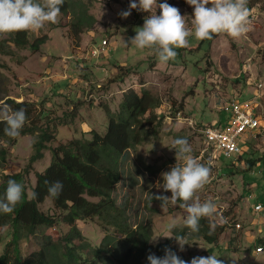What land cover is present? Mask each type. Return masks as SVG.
Masks as SVG:
<instances>
[{"label": "rangeland", "instance_id": "rangeland-1", "mask_svg": "<svg viewBox=\"0 0 264 264\" xmlns=\"http://www.w3.org/2000/svg\"><path fill=\"white\" fill-rule=\"evenodd\" d=\"M86 2L96 23L81 40L70 32V16L59 15L56 23L45 22L43 27L30 30L28 47L19 48L11 42L12 54H0V104L9 98L31 103L39 126L35 133L22 135L16 145H9L11 150L0 170V180L3 174L18 173L28 165L42 128L48 125L57 137L48 142L45 156L34 163L30 174L33 183L36 172L51 164L52 147L73 138L90 140L93 130L105 133L108 118L100 105L117 112L122 94L133 90L140 95L147 91L159 100L161 105L154 114L163 118L149 128L141 145L127 152L121 162L123 178L113 192L117 203L124 195L127 197L130 224L134 228L148 225L154 247L171 242L177 254L189 262L194 256L215 253L224 264H264V251H257L264 246V209L254 212L256 205L264 207V161L246 173L251 160L264 158V133L256 137L247 133L243 137L241 160L213 158L210 180L196 193L201 202L210 198L217 204L218 215L211 218L213 229L226 217L229 221L231 227L219 233L218 244L211 245L204 238L188 234L184 239L189 244L181 252L175 235L186 228L187 213L179 207L183 201L178 200L175 205L169 202L164 209L158 203L147 205L150 195L165 194L155 185L163 182L161 173L177 162L176 150L171 149L176 138L186 137L192 148L190 155L206 162L212 158L213 148L207 147L202 130L230 116L227 108L231 99L238 97L242 103H255L264 119V0H248V31L242 36L232 38L221 33L213 34L210 40H198L193 34L188 37V46L175 49L176 58L168 62H160L154 48L139 49L130 44L135 29L143 25L150 12L132 9L129 17L121 18L118 13L128 10L131 0ZM164 2L178 7L187 27H192L193 6L186 0H157L158 4ZM155 11L157 15L161 13L159 7H153ZM42 38L46 43L33 49L32 44ZM104 40L109 41L107 52L100 59L88 57L92 45H101ZM257 84H263L262 91ZM43 112L50 114L51 119L41 118ZM166 195L170 197L171 192ZM40 209L56 217L61 215L51 200ZM173 220L177 228L169 231ZM98 223L97 219L77 221L84 240L95 247L106 235ZM68 231L62 220L54 228H43L19 242L21 253L28 256L39 250L43 234L51 235L57 243ZM12 239L11 226L0 229V254L13 251L14 247H9Z\"/></svg>", "mask_w": 264, "mask_h": 264}, {"label": "trees", "instance_id": "trees-1", "mask_svg": "<svg viewBox=\"0 0 264 264\" xmlns=\"http://www.w3.org/2000/svg\"><path fill=\"white\" fill-rule=\"evenodd\" d=\"M112 1L119 3V0ZM90 9L86 0H65L61 7L59 15L70 16V32L78 40L96 23ZM6 35L9 36L8 39L5 38ZM11 42L19 48L28 47L31 44L30 30L0 33V54H12ZM44 43L45 38L38 39L32 44V48L39 49ZM128 71L130 70L126 72ZM6 104L13 110H26L27 119L20 136L38 130L36 110L31 103H19L9 98ZM160 105L159 100L149 92L142 91L139 95L133 90L122 94L117 112H111L106 106L100 105V109L105 111L108 118L105 133L100 134L93 130L90 132V140L73 138L67 143L52 147L51 164L45 170L36 172V180L33 183L30 174L34 163L45 156L44 150L49 148L48 142L57 137L56 132L48 125L42 128L35 142L36 152L31 156L28 165L18 173L3 174L0 180V198L4 196L9 179L21 183L24 187L22 199L13 212L0 213V229L6 226L13 228V239L9 247H14L13 251L6 250L0 254V264H145L146 261L149 264V252L163 256L165 246H170L175 251L171 242L154 247L151 244L152 234L148 225L141 224L134 228L130 224L127 216V197L124 195L123 200L118 203L113 197L116 186L123 178L122 160L129 150L145 141L149 128L156 124L158 119L163 118L154 114ZM71 116H74V113ZM43 117L51 119L50 114L44 112L41 118ZM4 127L5 124L0 122V170L8 159L11 150L9 145H16L20 138L6 136ZM260 161H264V158L251 160L246 173L252 172ZM232 166H235L234 162ZM46 181L49 184L61 181L62 193L58 197H51ZM164 193L163 195H166L167 192ZM47 200H51L61 212L59 217L41 211V205ZM155 203L162 204L150 195L148 207ZM95 219L106 233L100 245L96 247L84 240L77 227V221L93 222ZM225 219L213 229L212 221L201 218L199 232L193 233L185 228L178 234L184 238L193 234L196 238H204L207 243L216 245L219 233L231 227L227 217ZM61 220L69 227V231L60 237L57 243L53 242L51 235L43 234L40 249L28 256L22 255L19 247L21 240L30 238L43 228H54ZM262 248L264 250V246Z\"/></svg>", "mask_w": 264, "mask_h": 264}, {"label": "clouds", "instance_id": "clouds-1", "mask_svg": "<svg viewBox=\"0 0 264 264\" xmlns=\"http://www.w3.org/2000/svg\"><path fill=\"white\" fill-rule=\"evenodd\" d=\"M64 3L65 0H0V33L34 31L43 27L45 22L56 23ZM186 3L194 7L191 28L187 27L185 16L181 15L178 7L167 2L158 4L157 0H138V3L137 0H131L128 10H121L118 13L121 18L129 17L132 9L150 12L151 15L146 16L143 25L135 29L136 35L130 38V44L139 49L154 48L158 60L168 62L176 58L175 49L188 46V37L193 34L198 40H210L213 34L226 33L232 38H238L248 31L250 16L248 0H186ZM153 7H159L161 13L157 15L156 11L153 12ZM26 119L24 108L13 110L6 103L0 104V122L5 124L6 136L19 137ZM171 149L176 150L177 162L169 171L161 173L163 182L157 181L155 185L164 192L170 191L171 196L153 194V199L160 200L163 209L169 202L175 205L178 200L183 201L179 207L185 209L187 213L184 227L190 232H199L201 218H208L211 221L214 215H218L217 204L212 199L201 202L196 196V193L209 182L214 160L210 157L206 162H201L190 155L192 148L186 137L176 138ZM181 160L183 163H180ZM45 183L49 184L47 181ZM62 191L61 181L49 184L48 193L51 197H58ZM23 192L24 187L21 183L9 179L4 196L0 198V213L13 212L21 201ZM176 228V221L173 220L169 225V231ZM175 240L181 252L185 250V244H189L179 234L175 235ZM147 260L149 264H224L215 253L207 257L194 256L189 262L182 259L170 246H165L163 256L149 252Z\"/></svg>", "mask_w": 264, "mask_h": 264}, {"label": "built area", "instance_id": "built-area-1", "mask_svg": "<svg viewBox=\"0 0 264 264\" xmlns=\"http://www.w3.org/2000/svg\"><path fill=\"white\" fill-rule=\"evenodd\" d=\"M109 41L104 40L101 45L94 44L89 49L88 57L96 60L105 54ZM257 89L262 91L263 84H257ZM97 95V94H96ZM255 103H242L238 97L231 99L227 111L229 119L224 124H213L202 130L203 138L208 148H213L212 158H239L244 155L242 143L247 133L253 136L264 133V119L258 114ZM256 137V136H255ZM264 209L262 204L254 207V212L260 213ZM257 251L262 252L259 247Z\"/></svg>", "mask_w": 264, "mask_h": 264}, {"label": "crops", "instance_id": "crops-1", "mask_svg": "<svg viewBox=\"0 0 264 264\" xmlns=\"http://www.w3.org/2000/svg\"><path fill=\"white\" fill-rule=\"evenodd\" d=\"M229 119V116H228V118L227 119H225L224 121H222V122H220V123H218V124H224V123H226V121Z\"/></svg>", "mask_w": 264, "mask_h": 264}]
</instances>
